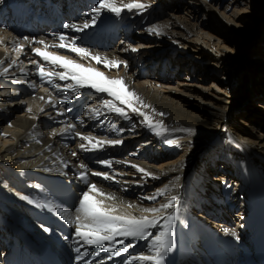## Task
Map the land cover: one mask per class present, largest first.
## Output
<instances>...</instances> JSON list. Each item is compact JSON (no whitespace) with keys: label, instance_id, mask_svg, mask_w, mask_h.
<instances>
[{"label":"bare ground","instance_id":"6f19581e","mask_svg":"<svg viewBox=\"0 0 264 264\" xmlns=\"http://www.w3.org/2000/svg\"><path fill=\"white\" fill-rule=\"evenodd\" d=\"M90 1V6H82L70 20L51 18L43 21L36 17L31 21V1L0 0V61H3L0 72L5 67L9 69L7 74L0 75V264H16L15 258L19 263L25 260L41 264L43 260L39 253L44 249L59 264H77L75 228L67 221L75 219L79 201L88 188V184L78 178L84 171L88 172L89 183H96L106 194L116 197V200H105V204H115L117 214L152 216L141 210L157 207L173 195L179 198V220L173 226L174 247L167 254L165 264H205V259L209 264H218L220 254L228 264H264V135L259 130L264 126L263 119L251 117L241 123L251 134L250 138L241 137L240 129L232 123L234 118L227 98L209 97L194 84L187 85L177 79L175 85L172 77L146 71L141 62L120 50L117 39H121L120 43L125 42L129 33L120 29L116 33L117 23L120 17L145 22L151 15L146 27L142 28L147 31L151 25H159L161 34L138 39L149 49L165 50L168 40L171 49L180 47L200 53L197 59L213 60L217 68L228 67V57L212 50L206 41L196 39L200 33L196 30L198 26L191 22L192 15L188 20L175 15L159 16L157 12L162 8L155 0H140L151 5L143 15H138L135 10L125 11L119 17L104 12L94 28L84 32L66 28L67 24L82 25L91 19L97 0ZM254 1L231 0L225 8L233 5L232 13L240 19L246 13L251 14ZM51 2L42 0L41 4L51 5ZM199 2L209 6V0ZM71 4L74 3L70 2L63 9L65 14L72 9ZM61 33L69 38L81 37L77 41L80 46L111 60L126 61L127 67L120 64L106 68L67 48L54 47L60 43L58 34ZM26 36L30 38L27 41L23 39ZM37 40L53 45L47 49L49 52L96 68L109 78H123L128 89L150 106L141 110L151 117L154 125L162 127H148L144 117L128 108L126 111L131 119L109 112L102 101L113 98L106 93L90 88L80 89L79 93L61 91L47 80H41L37 66L32 63H44L32 51L36 47L44 48L35 42ZM16 44L24 45V51L19 55L14 50ZM13 59L17 61L15 65L11 64ZM253 63L260 69L264 56L256 55ZM45 70L63 69L45 63ZM53 81L61 86L72 83L58 78ZM65 96L70 99L64 101ZM114 102L119 105L118 101ZM133 103L140 106L136 101ZM255 106V110H264V104ZM93 107L100 113L99 119L92 111ZM61 112L64 114L60 115ZM69 125L75 127L59 132ZM183 129H191V132ZM76 132L101 140L120 139L123 143L106 145L99 151H83L79 145L85 141L76 136ZM157 132L161 134L157 135ZM168 139L174 143H167ZM74 152L77 155L73 156ZM100 159H110L112 167L98 163ZM216 161L223 162L221 173L216 169ZM81 163L87 168L81 169ZM133 164L154 173L159 179L139 172ZM97 171L108 172L115 180L91 174ZM164 185H168L164 196L158 200L144 199ZM24 196L29 200L23 199ZM129 203L135 207L128 208ZM171 211L158 215H167ZM159 230L152 229L153 235ZM133 243L135 247L122 255L90 246L86 259L93 264H127L129 254L151 255L150 238ZM176 249L180 250V257L176 256Z\"/></svg>","mask_w":264,"mask_h":264},{"label":"snow or ice","instance_id":"6c2138e0","mask_svg":"<svg viewBox=\"0 0 264 264\" xmlns=\"http://www.w3.org/2000/svg\"><path fill=\"white\" fill-rule=\"evenodd\" d=\"M151 7L150 4L146 5L141 3L140 0H130V2L125 3L124 0H97L96 6L92 9L93 15H91L90 20H86L82 25L77 24H67L66 28H71L76 32H84L89 28H94L104 12L112 13L113 15L119 17L124 13L133 12L134 10L138 15H143L147 9ZM147 31L150 34L160 35V26L151 25L148 27ZM25 41L29 40V37L23 38ZM59 44L54 45L56 48L69 49L72 53H75L81 58H90L97 64H103L106 68L119 67L120 64H124L127 67L126 61H118L108 59L106 56H101L99 54H93L92 50L88 47H83L77 44V41L81 37H66L65 34H58ZM68 40V43L65 41ZM2 42V41H0ZM36 43L43 45L44 48L39 47L33 48L32 51L39 57L42 58L44 63L40 61H32L33 64L37 66V72L41 80H47V82L52 85V87L66 92L79 93L80 89L90 88L98 93H106L108 96L112 97V100H103V105L108 109L109 112H114L125 119H131L126 111V108L130 109L131 112L137 113L144 117V122L150 128L162 127V125H154L150 116L141 110L142 107H150L143 103L136 92L130 91L125 84L123 78L112 79L105 76L104 72L99 71L96 68L86 67L84 64L77 62L74 59H70L63 55H58L53 52L47 51L49 47L53 45H48L44 40H37ZM128 47L132 51H137L131 44ZM14 50L19 53L24 51L23 44H16ZM3 63V61H0ZM17 61L15 59L11 60V64L15 65ZM45 63L63 69L62 71H52L45 70ZM9 69L5 67L0 75L7 74ZM53 78H58L60 81H71L72 83H65L61 86L58 83H54ZM215 87V85H213ZM43 99V97H41ZM64 101L70 99L69 96H65ZM114 101H118L117 105ZM133 101H136L140 106L134 105ZM51 102V100L49 101ZM31 111V109H29ZM43 111V109H42ZM71 111V109H68ZM92 111L96 112V118L99 119L100 113L94 107ZM63 115L64 113H59ZM161 116L165 113H160ZM75 125H69L68 128L60 129V133L69 131V129L74 128ZM135 127V126H133ZM183 131L191 132V129H183ZM53 134H56L55 131ZM157 132V135H160ZM79 136L81 140L85 143L79 145L80 149L83 151L93 152L99 151L104 146H116L123 143L120 139H98L89 135H84L79 132L75 133ZM167 143L173 144L174 141L171 139L167 140ZM73 156L77 153H72ZM98 163L104 165L105 167L111 168L112 161L110 159H100ZM121 163H128L127 161H121ZM67 166V165H65ZM81 169H86L87 166L83 163L79 165ZM132 167L137 168L141 173L146 176H152L154 179H159L154 173L146 172L144 168L138 165H132ZM95 176H100L105 180H115V176L110 175L108 172H93L91 173ZM88 172L84 171L79 173L78 178L88 184V188L83 192L82 198L79 201V207L76 209L78 213L74 220H68L67 223L72 224L75 228V253L77 254L75 260L77 264L83 261V264H93V261L86 259L88 256L87 248L90 246H95L103 251L114 253L115 255H122L124 253H129V249L135 247L133 241H139L141 239L148 240L151 239L149 250L151 255H145L144 253L132 255L129 254L127 257V264H165V258L169 252H171L174 247L173 240V226L179 220V198L175 195L171 196L170 199L165 203H160L157 207H144L141 211L143 213H152V216L148 215H132L130 213L117 214L118 207L113 205H106L105 200H116V197L111 194H106L102 188H100L96 183H89L87 181ZM178 179V178H177ZM168 192V185L156 190L152 196L144 197V199L158 200L159 197L164 196ZM98 197H104L105 199H99ZM23 199L29 200V197L24 196ZM30 203L32 201H29ZM39 206V205H38ZM47 206V205H45ZM128 208L135 207L131 203L127 205ZM172 209L167 215H158L166 210ZM65 215H67L65 213ZM163 220V223H161ZM159 228L160 230L153 235L152 229ZM45 231H50V229L45 228ZM228 231V230H226ZM236 235L235 232L232 233ZM239 239V237H236ZM67 239V238H65ZM118 246H123L118 248ZM82 249H84L82 251ZM111 259V257H109ZM103 264V262H101Z\"/></svg>","mask_w":264,"mask_h":264},{"label":"rangeland","instance_id":"374dc122","mask_svg":"<svg viewBox=\"0 0 264 264\" xmlns=\"http://www.w3.org/2000/svg\"><path fill=\"white\" fill-rule=\"evenodd\" d=\"M230 1L209 0V6H206L199 0H155V4L162 8L157 12L159 16L169 18L175 15L188 20L192 15L191 22L198 26L196 30L200 33L196 39L206 41L212 50L225 54L230 62L228 67L217 68L213 65V60L197 59L201 54L189 49H171L168 40L165 41L166 49L159 52L149 49L145 42L139 43L140 38H154L142 28L146 27L145 24L149 22L151 15L145 18V22L143 19L136 22L135 19L131 21L129 18L120 17L119 29L129 33V37L122 43L121 39H117V43L121 44V51L141 62L146 71L172 77L175 85L177 79L188 83L187 85L194 84L197 90L209 97L217 95L227 98L234 118L233 125L240 129L241 137L250 138V129L241 123L251 117H260L264 125V110H255V105L264 104V100L260 99H264V77H261L264 76V64L259 65L260 69H256V64L253 63L256 55L264 56V0H255L251 14L246 13L240 19L232 13L233 5L225 8ZM198 9L200 11L196 12ZM129 44L138 50L132 51L128 47ZM173 73L176 74L175 77ZM185 88L190 89L189 86L183 87ZM259 130L264 135V126ZM216 162V169L221 173L223 162ZM175 253L176 256H181L179 249H176ZM225 262L222 258L218 260V264Z\"/></svg>","mask_w":264,"mask_h":264}]
</instances>
